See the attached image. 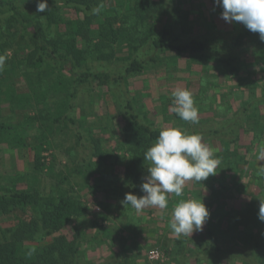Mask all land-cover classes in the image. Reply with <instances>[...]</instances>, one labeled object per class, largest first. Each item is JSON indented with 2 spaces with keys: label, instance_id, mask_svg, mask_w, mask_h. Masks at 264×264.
<instances>
[{
  "label": "trees",
  "instance_id": "16d2710c",
  "mask_svg": "<svg viewBox=\"0 0 264 264\" xmlns=\"http://www.w3.org/2000/svg\"><path fill=\"white\" fill-rule=\"evenodd\" d=\"M36 4L0 0V148L26 154L31 170L24 175L17 169L0 181V264H147L142 250L160 243L171 264H264V222L258 219L264 163L254 167L264 149L260 34L238 22L228 39L217 28L203 30L201 21L191 18L192 0H47L45 12H37ZM97 7L99 13L93 14ZM156 17L164 18L160 29L153 25ZM168 54L185 58L178 79L183 85L189 86L197 70L209 73L201 79L199 94L203 97L209 89L212 97H193L206 119L196 124L183 120L178 129L201 135L221 164L216 175L186 182L181 197L167 194V208L138 212L119 202L126 193L144 195L141 186L151 166L144 154L165 128L147 119L139 107L140 94L131 89L140 91L135 83L148 69H164L162 58ZM211 77L221 78L220 83ZM83 104L106 128L121 118L119 131L108 130L118 132L117 141L83 131L88 116ZM98 106L105 107L104 116L96 115ZM62 128L74 130L89 151L71 163L77 172L83 169L81 190L92 197L103 194L98 203L103 214L97 218L82 196L66 190L67 178L59 175L49 193L36 186L43 172L42 152ZM242 172H250L248 183ZM250 185L258 191L251 192ZM230 186L233 194L223 205V190ZM197 189L208 205L212 202L206 205L209 217L190 237H177L171 219L161 215L168 216L170 208ZM241 195L248 202L235 208L228 203ZM110 216L112 223L105 225ZM84 224L96 231V262L84 259L81 250ZM144 225L153 233L147 242L139 235ZM26 242L35 248L27 249Z\"/></svg>",
  "mask_w": 264,
  "mask_h": 264
},
{
  "label": "rangeland",
  "instance_id": "374dc122",
  "mask_svg": "<svg viewBox=\"0 0 264 264\" xmlns=\"http://www.w3.org/2000/svg\"><path fill=\"white\" fill-rule=\"evenodd\" d=\"M192 12H191V18L195 19L197 23L201 21V25L203 26V30L206 29H212V28H217L219 30H222V39H228V34L227 32L231 29L233 25L235 27L240 26L241 23L236 26L235 22H225L221 18V13L223 9L216 4H214V0H192ZM164 18L163 17H156L153 20V25L156 29H160L163 25ZM201 26V27H202ZM224 30V31H223ZM245 59L249 62L252 61V58L250 57L249 54L244 55ZM183 58V57H182ZM180 58L177 56H174L173 54H168L162 58V63H164V69H148L144 76L138 77L136 81V88L139 87L140 91L137 89H134V86L131 89V92H136L140 94V99L141 103L139 104L140 109L143 111V113L147 116V119H149L153 125L160 127V128H180L182 126L183 120L180 119V117L171 111V108L173 106V100L174 97L172 96V93L176 89H187L191 91L193 97H199L205 98L212 97V90H207L206 94L201 97L199 94L200 89H201V79L203 80L206 74H209L208 72H199L197 70L196 76L192 78L189 81V86L183 85L181 81H179L180 75H182V69L185 67V58ZM254 69H250V71H253ZM185 73V72H184ZM186 75V74H185ZM207 76V75H206ZM211 79H214L216 82L219 81L221 78L217 79L216 77H211ZM217 79V80H216ZM206 81V80H205ZM201 82V83H200ZM220 82H217L218 84ZM145 84V86H144ZM232 85V84H231ZM134 89V90H133ZM214 90V89H213ZM217 90V89H216ZM200 95V96H199ZM112 105V104H111ZM236 107L239 106V103H235ZM83 106H85L83 104ZM197 106V104H196ZM198 107V106H197ZM86 115L85 117V122H83V131L85 130L87 133L91 131V133L98 135L102 137L104 140L116 137L118 138V132L112 134V132H108V130H113L116 128V131L121 128V118L116 116L114 118V125L110 126L109 128H106V123L100 120H93V116L89 115L90 109L86 108ZM104 109L105 107L98 106V109L96 112V115L104 116ZM91 113V112H90ZM206 117L201 113L198 112V121L205 120ZM93 120V121H92ZM74 130L68 129V128H62L60 131H55V134L52 135L51 138H49V144L46 146V149L42 152V163L44 164L43 166V172L39 173L38 178H37V188L44 192V193H49L52 188H54V184L56 181H58V177H65L67 178V182L65 183L66 190L69 192H72L74 195L80 197L82 196V200L87 203L88 206L92 207V213L94 210L95 215H91L92 217L94 216L95 218L98 217L99 214H103V209L100 204H98L101 199H103V194L102 193H97L92 196H88L86 194V189L81 190V188L78 186V183L81 182L80 177L83 175V169L82 168H77L78 172L72 168V163H71V158L73 157H78L79 155L85 156L89 151L87 149V146L84 147L79 141H77L76 135L73 133ZM115 131V130H114ZM34 132V131H33ZM84 139V138H83ZM114 140V139H113ZM117 141V140H116ZM105 145H110V141H106ZM25 156H18L17 153H15L13 150H6L0 148V181L4 179L6 175L11 174V172H16L18 169V172L21 171L24 175H27L31 172V170L28 167V158ZM113 155H121V153L118 151H114ZM75 161V160H74ZM77 162V160L75 161ZM74 162V163H75ZM264 162H262L260 159H256L254 167H261ZM24 167V169H22ZM75 167V164H74ZM51 168V170H50ZM252 172V169H250ZM242 177H244L243 183H248V176L249 173L242 172ZM34 180H32L31 183ZM69 181V185L67 184ZM89 182V181H88ZM89 182V184H91ZM24 183L20 184L22 186ZM67 185V186H66ZM19 186V187H20ZM90 186V185H86ZM251 192H257L258 189H256L255 186L250 185ZM234 191L233 186H230L227 188V190H223V197L226 200H223L221 204H224V201H229L227 200L229 196H232ZM260 192V191H259ZM192 196H195L196 199H202V202L204 205H208V200L205 197L204 194L200 193L199 190L197 189L195 191L194 195H188L189 199H192ZM198 196V197H196ZM248 200L247 196L241 195L239 199H233L231 202H228L231 204L232 207H237L242 205V203H246ZM248 202V201H247ZM211 200L209 202V205L211 204ZM119 205H122V202H119ZM175 205V204H174ZM208 205V206H209ZM94 208V209H93ZM100 208V209H99ZM98 211V212H96ZM102 211V212H99ZM172 210L170 208V211L168 212V216L165 214L159 213L162 218H168L172 219ZM98 213V214H97ZM167 216V217H166ZM153 217V215L151 216ZM112 219L108 218V221H106L104 224L107 225L108 223H112ZM165 219V220H166ZM110 221V222H109ZM171 221V220H170ZM101 223V222H99ZM74 224H72V227ZM146 226L144 225V229L139 235L141 240L143 242H147L150 239L152 240L153 233L149 232L147 233L148 230H146ZM154 228V227H153ZM83 233L81 234V250L83 251V256L84 259H90L91 261L96 262V245L92 239L96 235V231L91 228L89 224H84L81 228ZM141 231V230H140ZM158 233L162 236L166 232L163 230H158ZM128 234V232H127ZM131 236V235H130ZM141 240L139 239V243H141ZM27 249H33L35 248L36 244L34 243H29L26 242ZM32 247V248H31ZM95 247V248H94ZM152 248H158L160 251L163 252L162 250V245L157 244L155 246H151ZM150 247V249H152ZM148 249V248H146ZM143 249L142 252L144 253V256L146 258V263L147 264H171L170 258H167L164 255L163 261H156V262H148L146 253L150 250ZM85 260L82 262L84 263Z\"/></svg>",
  "mask_w": 264,
  "mask_h": 264
},
{
  "label": "clouds",
  "instance_id": "9594fccd",
  "mask_svg": "<svg viewBox=\"0 0 264 264\" xmlns=\"http://www.w3.org/2000/svg\"><path fill=\"white\" fill-rule=\"evenodd\" d=\"M214 4L223 9L221 18L228 23L239 22L247 30L259 33L264 41V0H214ZM47 0H37L36 11L45 12ZM100 8H94L98 14ZM3 61L0 59V68ZM171 111L180 119L198 123V108L191 91L176 89ZM199 134H187L177 128L160 131L156 142L145 152L144 159L150 162L148 175L141 189L144 195L137 197L126 193L122 203L130 205L138 212L147 207H168L167 194L181 197L186 182L196 183L216 175L221 160L213 157L212 149L202 142ZM259 158L264 159V149L260 150ZM209 217V212L202 199L180 200L174 207L169 227L177 236H189L202 229ZM258 219L264 222V203L260 204Z\"/></svg>",
  "mask_w": 264,
  "mask_h": 264
},
{
  "label": "built area",
  "instance_id": "2783aa9c",
  "mask_svg": "<svg viewBox=\"0 0 264 264\" xmlns=\"http://www.w3.org/2000/svg\"><path fill=\"white\" fill-rule=\"evenodd\" d=\"M146 257L147 261L151 263L156 261H163L164 253L158 248H152L146 253Z\"/></svg>",
  "mask_w": 264,
  "mask_h": 264
}]
</instances>
